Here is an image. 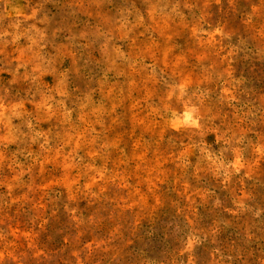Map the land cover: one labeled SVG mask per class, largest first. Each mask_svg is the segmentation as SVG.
<instances>
[{"label":"rangeland","instance_id":"rangeland-1","mask_svg":"<svg viewBox=\"0 0 264 264\" xmlns=\"http://www.w3.org/2000/svg\"><path fill=\"white\" fill-rule=\"evenodd\" d=\"M0 264H264V0H0Z\"/></svg>","mask_w":264,"mask_h":264}]
</instances>
